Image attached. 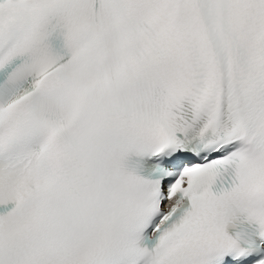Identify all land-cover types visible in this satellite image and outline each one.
<instances>
[{
  "label": "snow or ice",
  "instance_id": "snow-or-ice-1",
  "mask_svg": "<svg viewBox=\"0 0 264 264\" xmlns=\"http://www.w3.org/2000/svg\"><path fill=\"white\" fill-rule=\"evenodd\" d=\"M0 264H264V0H0Z\"/></svg>",
  "mask_w": 264,
  "mask_h": 264
}]
</instances>
